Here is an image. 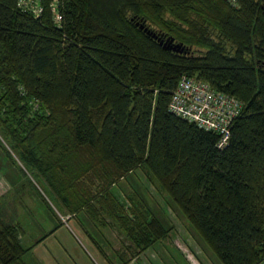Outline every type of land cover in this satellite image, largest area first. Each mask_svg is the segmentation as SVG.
<instances>
[{
  "label": "trees",
  "instance_id": "obj_1",
  "mask_svg": "<svg viewBox=\"0 0 264 264\" xmlns=\"http://www.w3.org/2000/svg\"><path fill=\"white\" fill-rule=\"evenodd\" d=\"M51 1L35 16L0 0V136L22 168L69 215L109 219L135 258L173 229L144 194L121 188L123 202L113 192L141 169L221 264H258L264 0H58L59 21ZM138 22L185 50L165 49ZM183 75L242 102L223 149L217 133L170 110ZM4 215L0 207V264H26L45 236L24 247Z\"/></svg>",
  "mask_w": 264,
  "mask_h": 264
},
{
  "label": "rangeland",
  "instance_id": "obj_2",
  "mask_svg": "<svg viewBox=\"0 0 264 264\" xmlns=\"http://www.w3.org/2000/svg\"><path fill=\"white\" fill-rule=\"evenodd\" d=\"M0 143V207L4 209V219L20 226L24 247H30L41 237L49 235L43 244L35 246L24 255L23 261L26 264H51L48 260L45 261L46 256L57 258L58 262L55 264H221L186 218L174 205L172 207L168 203L170 199L166 196L164 198L147 180L143 170L135 171L119 187L113 188V192L120 193L123 202L126 199L121 188L127 193L137 190L140 195L144 194L151 209L173 229L168 238L135 258L133 251L127 250L129 241L116 227L110 225L109 219L108 225L101 227L91 222L83 213L76 216L62 215L60 204L43 181L22 168L16 154L1 136ZM56 222L62 228L54 235L49 234L50 230L58 226ZM73 223H77L76 226ZM80 223L83 229L79 228ZM89 237L93 238L98 249L104 253V259L91 245L87 239ZM122 252L124 254L120 257ZM64 254L72 262L62 259Z\"/></svg>",
  "mask_w": 264,
  "mask_h": 264
},
{
  "label": "built area",
  "instance_id": "obj_3",
  "mask_svg": "<svg viewBox=\"0 0 264 264\" xmlns=\"http://www.w3.org/2000/svg\"><path fill=\"white\" fill-rule=\"evenodd\" d=\"M236 5L237 0H227ZM18 4L31 9L35 16L43 11L41 0H18ZM54 19L59 21L58 0L50 3ZM242 102L233 95L215 90L207 82L183 75L172 92L169 108L176 115L195 123L200 128L217 133V147H226L233 119L242 109ZM258 264H264V255Z\"/></svg>",
  "mask_w": 264,
  "mask_h": 264
},
{
  "label": "water",
  "instance_id": "obj_4",
  "mask_svg": "<svg viewBox=\"0 0 264 264\" xmlns=\"http://www.w3.org/2000/svg\"><path fill=\"white\" fill-rule=\"evenodd\" d=\"M139 27L143 29L144 32H146L148 35L152 36L154 39H157L159 44L162 45L165 49H170L176 52H183L185 50V47L181 43L175 42L173 37L163 38L162 35H158L156 32L146 27L144 23H140Z\"/></svg>",
  "mask_w": 264,
  "mask_h": 264
},
{
  "label": "crops",
  "instance_id": "obj_5",
  "mask_svg": "<svg viewBox=\"0 0 264 264\" xmlns=\"http://www.w3.org/2000/svg\"><path fill=\"white\" fill-rule=\"evenodd\" d=\"M60 209L62 210L61 212V214L62 215H65V214H68V213H66V211L62 208V207H60ZM59 219V218H58ZM59 222L62 224L63 222L59 219ZM56 224H58V222H56ZM61 224H58V226H56V227H54L53 228V230H50V233L49 234H52V235H54V233L57 231V230H59V229H61L62 228V226H61ZM77 224V223H76ZM76 224L75 223H73V225H75L76 226ZM79 224V223H78ZM78 226V225H77ZM79 228H81V226L79 227ZM49 236V235H48ZM48 236H46L47 238H49ZM43 238L42 239V241H39V243L36 245V246H38V245H41V244H43L44 242L43 241H45L47 238ZM42 238V237H41ZM21 239H22V237H21ZM88 240H89V242L91 243V245L93 246V247H95L96 249H97V251L99 252V254H100V256L102 257V251H100L98 248H99V246L97 245V243L93 240V238L92 237H89V238H87ZM23 240V239H22ZM35 248V247H34ZM33 248V249H34ZM32 249V250H33ZM49 253V252H48ZM49 257V256H48ZM47 256H46V258H45V261H49V262H51V264L52 263H57L58 261H57V258H55V257H49L48 258ZM139 257V256H138ZM103 258V257H102ZM62 259H69V258H67V256L64 254L63 256H62ZM104 259V258H103ZM40 261L43 263V261L40 259ZM69 261L70 262H72L70 259H69ZM105 261V260H104ZM44 264V263H43Z\"/></svg>",
  "mask_w": 264,
  "mask_h": 264
}]
</instances>
